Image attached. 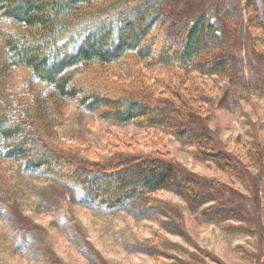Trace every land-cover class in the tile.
I'll list each match as a JSON object with an SVG mask.
<instances>
[{"label": "trees", "instance_id": "1", "mask_svg": "<svg viewBox=\"0 0 264 264\" xmlns=\"http://www.w3.org/2000/svg\"><path fill=\"white\" fill-rule=\"evenodd\" d=\"M176 1L0 0V204L17 190L11 162L78 187L86 206L164 216L172 205L154 195L167 191L205 222L236 215L224 182L199 179L172 156L94 158L97 143L60 130L72 105L111 125L172 136L230 180L264 164L249 155L263 148L246 144L236 154L210 129L212 93L232 94L244 74L234 57L242 28L264 62V0H217L213 15L195 17L173 12ZM258 96L264 86L240 101ZM157 221L170 230L171 221Z\"/></svg>", "mask_w": 264, "mask_h": 264}, {"label": "rangeland", "instance_id": "2", "mask_svg": "<svg viewBox=\"0 0 264 264\" xmlns=\"http://www.w3.org/2000/svg\"><path fill=\"white\" fill-rule=\"evenodd\" d=\"M216 2L177 0L173 12L188 17L213 15ZM243 29L234 57L244 74L232 94L212 93L217 100L210 129L236 154L252 144L263 150L249 149V155L255 151L261 157L264 96L246 102L240 96L264 86V62ZM204 81L211 89L210 81ZM33 82L35 88L51 92ZM60 130L68 139L82 136L87 145L97 143L94 158L112 156L115 151L172 156L191 175L224 182L236 215L221 223L205 222L179 196L167 191L154 195L172 205L165 217L86 206L78 187L5 162L16 177L17 190L0 204V264H264V164L254 162L242 179L230 180L213 162L196 160L191 147L172 136L135 125H111L72 105ZM157 219L171 221L170 230L162 228Z\"/></svg>", "mask_w": 264, "mask_h": 264}]
</instances>
